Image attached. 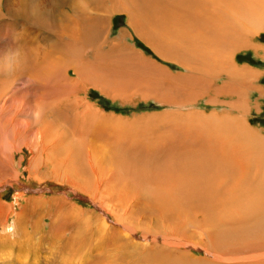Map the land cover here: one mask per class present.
Returning a JSON list of instances; mask_svg holds the SVG:
<instances>
[{
    "label": "bare ground",
    "instance_id": "1",
    "mask_svg": "<svg viewBox=\"0 0 264 264\" xmlns=\"http://www.w3.org/2000/svg\"><path fill=\"white\" fill-rule=\"evenodd\" d=\"M16 1L24 13V0ZM105 3L75 0L72 15L62 12L44 37L32 32L30 45H24L30 35L25 27L18 37L10 30L11 24L3 26L16 43L9 51H0V169L18 176L12 167V154L24 144L31 150V163L41 159L51 176L90 194L99 210L145 231L114 206L129 197L142 200L144 208L161 216L155 220L157 228L150 232L153 236L143 238L152 246L151 264H264V130L248 123L250 106L246 99L250 88L260 93L263 90L253 84L258 70L232 61L238 48L264 50V45L253 42L256 33H264V0ZM116 11H124L133 33L161 57L174 60L185 73L172 75L164 68L159 72L155 62L124 39L126 33L114 38L109 48L99 44ZM125 58L148 68L137 70L132 60L133 68H125ZM154 64L158 70H151ZM138 71L144 73L141 78L137 77L141 74ZM220 72L227 81L213 89L211 80ZM235 74L241 79H235ZM22 75L27 77V84L11 93L13 83ZM90 90L112 102L131 101V96L138 94L144 100L155 96L173 107L191 103L194 96L202 95V90H213V96L226 92L235 99L229 113L168 109L147 115L145 121L148 117L150 123L137 128L136 115L129 118L107 113L92 104L87 97ZM28 94L34 98L25 100ZM140 105L132 110H139ZM143 119L140 116V122ZM141 159L150 167L138 165ZM130 163L139 173L135 178L140 184L136 187L127 184L133 177L114 178L117 168ZM145 182L149 188L143 192ZM58 206L52 233L56 223H60L58 232L63 233L68 224L72 225L63 222L68 214L77 221L80 212L85 211L64 201ZM96 217L99 220L102 216ZM22 228L27 229V225ZM99 233L97 248L88 257L94 252L97 255L87 264H107V256L120 251L118 230L108 227ZM71 236L62 239L61 245L73 247V239L77 238ZM181 236L197 239L204 255H193L188 250L192 244Z\"/></svg>",
    "mask_w": 264,
    "mask_h": 264
},
{
    "label": "rangeland",
    "instance_id": "2",
    "mask_svg": "<svg viewBox=\"0 0 264 264\" xmlns=\"http://www.w3.org/2000/svg\"><path fill=\"white\" fill-rule=\"evenodd\" d=\"M74 1L75 0H24L25 12L22 13L16 0H1L0 51H2V49L6 50V48V51H9V48H11V46L14 47V44L16 43V40H14L12 36L8 37V35L5 33V29L3 26L6 23L12 25V27H10V30L13 31V34H16L18 37L20 36V31H22V28L25 27L26 31H28V33L30 32V35L25 39L24 45H30L32 43V32L33 34H35V32H38V34H40L39 37H44L45 33L50 32L48 30L50 28V24L58 19L60 17V14L62 15V12L65 15L66 13L67 15L69 14L68 16L70 17V15H72L73 13V9L71 7ZM109 2L110 0H106L105 4L108 5ZM108 27L109 28H107L106 31L102 34L99 41V44H101L102 46L105 44V48H109V45L114 38L119 36L121 33H126L127 37L124 36V39L128 43H130L134 49L140 51L143 57L155 62L158 65L157 67L159 68V72L162 68H164L166 70H169V73H171L172 75H175L176 72L185 73L183 67L175 63L174 60L161 57L157 54L154 48H152L149 44L145 43L142 38L133 33L128 24L127 15L124 13V11H116L115 13H113L110 16V26ZM253 39L252 40L254 43L264 45L263 32L256 33ZM19 41L23 43V37H21V40ZM257 50L254 51L253 49L248 48H238L236 52L232 54V61L238 66L246 64L259 71V75L256 77L257 79L255 78L256 80H254L253 84L255 85L257 83V85H260L263 91L262 93L255 90L251 91L250 88L248 90L249 92L246 93V99L248 100L250 106L247 111V118L250 126L263 131L264 50ZM128 60L129 58H125L126 62L123 66L126 68L131 65L130 67L132 69V65L134 64H132L133 59H130L129 61ZM140 64L141 63L135 62L137 70H143V67L148 68L146 65ZM156 64L151 66V70L152 67H155L156 70H158V68L155 66ZM164 69H162V71ZM138 73H141V71H138ZM156 73L158 74V71ZM143 74L144 73L137 74V77L141 78ZM224 75L225 74L223 72L215 74L213 80H211L212 83H210L212 84L211 86H213V89L219 85H223V83L227 81L225 79L226 75ZM146 77L148 79H152L148 75H146ZM26 78L27 77L22 75L18 80H16L12 85L11 93L26 85ZM234 78L241 79L236 74ZM165 80L166 76L164 80L160 82V84H163ZM211 91L208 92L206 90H202V95L198 97L194 96V98L190 100L191 103H178L174 107L172 103H163L162 101L156 99L155 96L149 97L144 100L141 99L138 94H136L138 95L137 97L136 95L131 94V97H133V99L131 101H123L124 103H121L118 100H113L115 102H112L108 98L101 96L98 91L94 90L88 91L87 97L92 104H98L100 107L104 108L107 113H120V115L127 116L129 118H131L133 115H136L135 117L137 118V121L135 123H137V128H139L141 126H146L147 123H150L148 117L145 121L147 115L156 114L160 111L162 112L174 109L175 111L189 112L193 110H200L205 113L217 112L220 115L224 112H231L230 103L235 98L229 96L226 92L220 94L216 93V95L213 96ZM135 92L136 90L131 91V93ZM14 95L17 96V94ZM28 96L29 97H25L24 99L32 100L34 98L30 97V94H28ZM120 104L123 105V107ZM137 104H141L138 107L139 110L133 111V107H135ZM146 107H148L149 109H146ZM143 109H145L146 111ZM140 116L144 117L143 122H140ZM31 158V150L28 148V146L21 144L18 149L13 151L12 154V163L14 164L12 165V167L16 169L15 171H17L18 176H11V172H5V170L0 169V188H2L0 189V264H87L97 255L96 252H94L92 257H88L89 253L97 248L95 246L97 244V237L100 234L99 232H101L103 228L106 229L108 227H111V229H114L116 231L118 230V232L120 233V235L117 234L121 237L119 240L118 248V250L120 249V251H117V253L119 252L118 254L116 252H113L112 255L111 252L109 257L106 255L110 263L108 261H105L103 258L101 259V261H105L107 264H118L120 261L121 263L123 262L122 264H151L150 258L153 254L151 251L152 246L151 243H149L148 241H144L143 238L147 237V239H149L150 237H152L153 235L150 232H153V229L157 228V225L154 223L155 220H159L161 216L156 214V211L153 212L151 210H148V208H144L143 205H146L145 202H142V200H139L142 203L134 201L133 199H131V197H129L123 203L114 200V204L117 202L116 205H114L115 210L124 212L128 219H130L134 223H137L138 226L145 231L139 230L136 225L134 226L128 222L117 221L116 218H114L110 213H107L100 206L98 207H100L102 210H99L95 205L96 203L93 202L90 194L79 191L71 184L54 178L49 174L46 165L41 159L33 161L31 163ZM138 162L140 163L138 165L143 164L150 167L148 161H146L145 159H141ZM133 165L134 163H130L127 166H121L120 169L117 168L115 172L118 171L119 173L116 172V177L114 178H121L122 176L125 180V178L133 177L134 180L132 182L129 181L130 183L127 184L133 187L138 186L140 183L138 182V178L135 177L139 176V173L136 168H133ZM147 169L149 170V168ZM112 180L113 178L109 179V182ZM4 181H7V184ZM2 183L5 185L2 186ZM126 188L128 187L126 186ZM148 188V184L145 182V188H143V192ZM143 194V196H148L146 193ZM145 198L147 199V197ZM60 201H64L70 204L72 203L75 205V207L84 209L85 211L80 213L81 217L86 220L81 221L80 217L76 221L74 218H72V215L68 214L67 211L68 216L63 220V222L72 223L73 226L71 224H68L65 232L63 233L60 230V233L57 230L60 227V223H56V226L54 228L55 231H53V234L52 227L54 226L51 223H53L54 219L56 218V214L54 213V211H57V209L59 208L58 205ZM102 204L101 206H104ZM110 204L113 205L111 201ZM138 204H140L141 206ZM126 205H128V207ZM40 206H42L44 209H41ZM73 211L75 212V210ZM152 214L156 215V217L152 218ZM83 215H85L86 217ZM95 215L102 217H100L101 219L97 220L98 218ZM148 219L150 221H148ZM139 224L143 225V227ZM23 225H27V229H23ZM78 225H80L82 228L80 226L78 227ZM164 227L167 228L168 226L165 225ZM78 229L80 230L78 231ZM124 229H127L129 231L127 232ZM91 230L92 234L90 233ZM190 230H193V228H190ZM122 231L123 233H121ZM76 232H78V234ZM70 234H73V236H71ZM78 235H80L81 238L78 237ZM66 236L77 238L73 239V247L67 248V245H61L63 243L62 239L66 238ZM187 237L181 236V239L186 242L188 241L187 244L189 245L192 244L190 246V248L192 249L188 250H190V252L193 253V255H195L196 257H201L204 251L202 250V248L200 249L198 247V243L200 242H198V240L195 238L188 239ZM93 239L94 242L92 243ZM8 243L11 245H9ZM127 246L130 247L128 248ZM148 246L149 248H147ZM132 247H134L135 249L133 250ZM70 250L74 252H71ZM130 252L133 254V256ZM150 253L152 254L150 255ZM78 256L80 258H78ZM121 256L123 257L120 258ZM110 258L114 261H112ZM8 259H10L11 261H8Z\"/></svg>",
    "mask_w": 264,
    "mask_h": 264
}]
</instances>
